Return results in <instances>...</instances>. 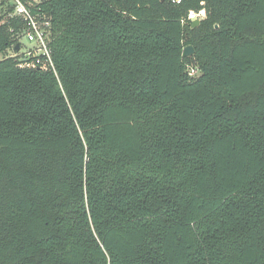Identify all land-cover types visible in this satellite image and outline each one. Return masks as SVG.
I'll return each mask as SVG.
<instances>
[{
  "label": "trees",
  "instance_id": "trees-1",
  "mask_svg": "<svg viewBox=\"0 0 264 264\" xmlns=\"http://www.w3.org/2000/svg\"><path fill=\"white\" fill-rule=\"evenodd\" d=\"M41 8L55 73L0 17V264H264V0Z\"/></svg>",
  "mask_w": 264,
  "mask_h": 264
},
{
  "label": "built area",
  "instance_id": "built-area-1",
  "mask_svg": "<svg viewBox=\"0 0 264 264\" xmlns=\"http://www.w3.org/2000/svg\"><path fill=\"white\" fill-rule=\"evenodd\" d=\"M46 0H0L1 23L13 20L20 23L16 31L17 44L19 46L15 52L14 49L8 50L7 56L18 58V67L21 69H36L45 72L55 73L54 65L51 59L50 42L52 40V23L41 5ZM179 1H176L178 3ZM204 8L197 11H189L187 21L190 23L196 20L201 21L205 18ZM15 32L14 27L10 28ZM22 40L28 43V47L22 46ZM188 75L194 77L197 71L188 68Z\"/></svg>",
  "mask_w": 264,
  "mask_h": 264
},
{
  "label": "water",
  "instance_id": "water-1",
  "mask_svg": "<svg viewBox=\"0 0 264 264\" xmlns=\"http://www.w3.org/2000/svg\"><path fill=\"white\" fill-rule=\"evenodd\" d=\"M199 23H200V21L196 20V21L191 22L190 25L192 28H195L199 25ZM18 48H19V46H16L14 51L16 52L18 50ZM193 52H194L193 48L191 46H187L183 49V56L188 57V56L192 55Z\"/></svg>",
  "mask_w": 264,
  "mask_h": 264
},
{
  "label": "rangeland",
  "instance_id": "rangeland-1",
  "mask_svg": "<svg viewBox=\"0 0 264 264\" xmlns=\"http://www.w3.org/2000/svg\"><path fill=\"white\" fill-rule=\"evenodd\" d=\"M22 46H23L24 48H26V47H28L29 45H28V43H27L25 40H22Z\"/></svg>",
  "mask_w": 264,
  "mask_h": 264
}]
</instances>
